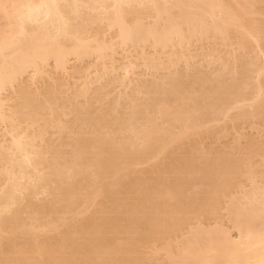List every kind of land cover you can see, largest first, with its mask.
<instances>
[{"label": "bare ground", "instance_id": "obj_1", "mask_svg": "<svg viewBox=\"0 0 264 264\" xmlns=\"http://www.w3.org/2000/svg\"><path fill=\"white\" fill-rule=\"evenodd\" d=\"M0 264H264V0H0Z\"/></svg>", "mask_w": 264, "mask_h": 264}]
</instances>
